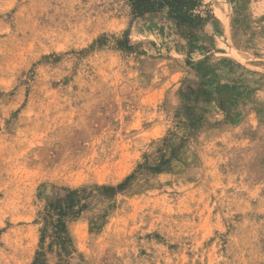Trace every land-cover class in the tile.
I'll return each mask as SVG.
<instances>
[{"label":"rangeland","instance_id":"1","mask_svg":"<svg viewBox=\"0 0 264 264\" xmlns=\"http://www.w3.org/2000/svg\"><path fill=\"white\" fill-rule=\"evenodd\" d=\"M192 13L0 0V264H264V0Z\"/></svg>","mask_w":264,"mask_h":264},{"label":"trees","instance_id":"2","mask_svg":"<svg viewBox=\"0 0 264 264\" xmlns=\"http://www.w3.org/2000/svg\"><path fill=\"white\" fill-rule=\"evenodd\" d=\"M132 6V11L138 15L146 12L158 11L163 8L167 9L169 17L176 19L178 23L187 25H197L201 18L195 15L192 11L198 5L199 0H128ZM82 189H66V194L63 197H57L48 203V208L56 213L55 233H61L65 230V223L62 218L67 216L68 212L73 208L74 197ZM71 213V214H72ZM66 232V230H65ZM67 234V233H66ZM68 238L67 235H65ZM65 239V237H64ZM35 260L32 264H36Z\"/></svg>","mask_w":264,"mask_h":264}]
</instances>
